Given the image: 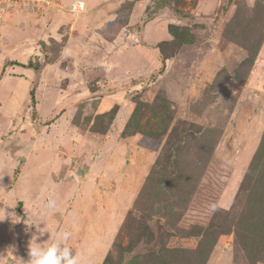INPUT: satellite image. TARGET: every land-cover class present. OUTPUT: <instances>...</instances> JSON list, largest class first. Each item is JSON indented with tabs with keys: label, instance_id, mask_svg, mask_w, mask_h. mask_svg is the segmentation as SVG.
I'll return each instance as SVG.
<instances>
[{
	"label": "rangeland",
	"instance_id": "rangeland-1",
	"mask_svg": "<svg viewBox=\"0 0 264 264\" xmlns=\"http://www.w3.org/2000/svg\"><path fill=\"white\" fill-rule=\"evenodd\" d=\"M71 1L0 19V264H264V0Z\"/></svg>",
	"mask_w": 264,
	"mask_h": 264
},
{
	"label": "clouds",
	"instance_id": "clouds-1",
	"mask_svg": "<svg viewBox=\"0 0 264 264\" xmlns=\"http://www.w3.org/2000/svg\"><path fill=\"white\" fill-rule=\"evenodd\" d=\"M77 7L83 10V0H76L73 4V10L75 11ZM55 207V201L49 199L47 202L48 211H54ZM210 207L215 210L217 205L212 204ZM5 219H10L13 224L21 221V217L14 211L8 212L3 207V209L0 210V222H3ZM40 221L46 220L40 218L36 222L28 225H36L40 236L44 235L45 232H48L50 233V237L47 241L38 243L37 240L39 237L36 235L32 236L28 245L29 260L26 264H85L82 253L74 251V249L67 243L72 235L70 231L59 227H56L55 229H50L47 226L45 228H39Z\"/></svg>",
	"mask_w": 264,
	"mask_h": 264
},
{
	"label": "built area",
	"instance_id": "built-area-1",
	"mask_svg": "<svg viewBox=\"0 0 264 264\" xmlns=\"http://www.w3.org/2000/svg\"><path fill=\"white\" fill-rule=\"evenodd\" d=\"M54 2V1H53ZM76 2V0H72L67 7H63L59 3H53L54 9L56 11H61L63 9L67 10L68 12H82L86 5L85 1L83 0L84 3V8L81 10L79 7L76 8V10H73V4ZM51 2L49 0H0V19H2L7 13H11L15 10L18 9H32V10H43L45 8L50 7ZM53 7V6H51Z\"/></svg>",
	"mask_w": 264,
	"mask_h": 264
},
{
	"label": "crops",
	"instance_id": "crops-1",
	"mask_svg": "<svg viewBox=\"0 0 264 264\" xmlns=\"http://www.w3.org/2000/svg\"><path fill=\"white\" fill-rule=\"evenodd\" d=\"M13 66H14L15 69H19V68L22 69V72H18L19 75H20V78L18 80L20 82L21 81L23 82V84L21 83L22 89H27L28 90V87H29L28 83L30 84L29 79L32 78V76H30V75H32L36 71L33 70L32 68H28V67L24 68V67H20L19 65H16V64H13Z\"/></svg>",
	"mask_w": 264,
	"mask_h": 264
},
{
	"label": "trees",
	"instance_id": "trees-1",
	"mask_svg": "<svg viewBox=\"0 0 264 264\" xmlns=\"http://www.w3.org/2000/svg\"><path fill=\"white\" fill-rule=\"evenodd\" d=\"M6 64L8 65H13V64H16V65H20V66H24V67H28V68H32L33 70L37 71L38 70V66L37 65H34L31 61H28L26 64H21L19 62H15V61H7ZM29 96H30V101H31V104H32V107L35 108V92H34V88L31 87L29 89Z\"/></svg>",
	"mask_w": 264,
	"mask_h": 264
},
{
	"label": "water",
	"instance_id": "water-1",
	"mask_svg": "<svg viewBox=\"0 0 264 264\" xmlns=\"http://www.w3.org/2000/svg\"><path fill=\"white\" fill-rule=\"evenodd\" d=\"M19 206H21V202L19 203Z\"/></svg>",
	"mask_w": 264,
	"mask_h": 264
}]
</instances>
